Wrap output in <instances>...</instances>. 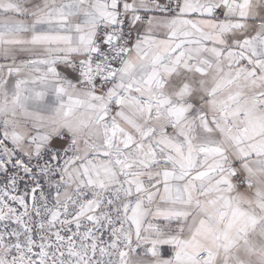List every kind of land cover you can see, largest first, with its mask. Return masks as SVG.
Masks as SVG:
<instances>
[{
    "label": "snow or ice",
    "instance_id": "snow-or-ice-1",
    "mask_svg": "<svg viewBox=\"0 0 264 264\" xmlns=\"http://www.w3.org/2000/svg\"><path fill=\"white\" fill-rule=\"evenodd\" d=\"M0 264H264V0H0Z\"/></svg>",
    "mask_w": 264,
    "mask_h": 264
}]
</instances>
